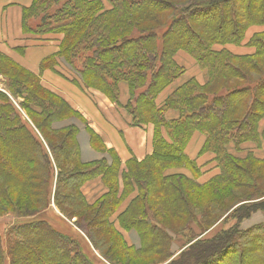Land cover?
<instances>
[{
    "label": "trees",
    "instance_id": "obj_1",
    "mask_svg": "<svg viewBox=\"0 0 264 264\" xmlns=\"http://www.w3.org/2000/svg\"><path fill=\"white\" fill-rule=\"evenodd\" d=\"M251 25H264V0L23 6L27 38H60L37 73L0 51V264H243L250 254L246 264H264V156L251 150L239 156L227 147L264 148V30L245 42L252 53L214 48L241 44ZM179 50L206 81L189 78L157 105L184 73L174 58ZM57 66L79 89L124 107L132 126L151 124L152 151L122 165L83 114L42 84L45 70L62 75ZM121 82L128 88L124 104ZM169 110L177 116L167 118ZM82 132L100 157L82 159ZM195 132L205 136L198 155L211 153L219 169L203 182L200 166L185 153ZM174 168L191 176L167 172ZM97 177L106 191L89 202L82 186Z\"/></svg>",
    "mask_w": 264,
    "mask_h": 264
},
{
    "label": "rangeland",
    "instance_id": "obj_2",
    "mask_svg": "<svg viewBox=\"0 0 264 264\" xmlns=\"http://www.w3.org/2000/svg\"><path fill=\"white\" fill-rule=\"evenodd\" d=\"M6 2H14V4H12L10 6L7 5V6H9L8 12H5V13L1 12L0 13V22L2 24H5V28L8 31H10L7 34L9 37L18 36L20 34L19 11H20L22 4L26 3L27 0H0V5L4 4ZM4 17H5V19H4ZM262 30H264V25H251L245 31V39L241 44H239V45L215 44L214 48L218 49L221 47H225L228 50H230L232 53H236V54L252 53V52H254V48L251 46H248L245 42L254 33L260 32ZM44 37H46V40L45 39H39V40L28 39V40L23 41L24 43L22 42L21 44H19L18 46L23 47V52H19L18 50H16L14 48V50H16L15 52L17 53V54H14V57L19 58V60H17L16 58L15 59L17 61H19L21 64H23L24 66H26L28 69L33 70V71H39L38 70L39 69V67H38L39 60L41 58H43L44 56H46L50 52V48L46 47L45 45L50 43V46H52V50H54L55 46H54V43H52L51 41L57 42V40L60 36L59 35H45ZM24 51H25L26 56H25V54L23 55ZM31 53H35L33 59H30L31 57H29V55ZM18 55H21V56H18ZM174 58L182 67H184V69H185L184 73L182 75H180L178 78H176L175 80H173L157 96V98H156L157 105H159L162 102V100L167 96V94H169L174 88H176L178 85L182 84L183 82H185L189 78H195L199 83H204L206 81L205 71L203 69H201L196 64L195 60L188 53H186L183 50H179L175 53ZM35 73H37V72H35ZM40 78H41V82H42V78H43L44 84H46L47 86L65 94L74 103L76 102L77 98L82 97V99H83V101L81 103L82 106L86 110L89 119L92 122H95L97 124V127L101 131V134L103 136H106L107 139L111 140L114 148L119 152L120 156L124 157L126 154V156L129 157L131 155L130 149H132V145L129 141L128 135H127L124 128L125 127L126 128H138V127H134V126H131L128 124L130 114L127 112V110L124 107L118 106V107H120L119 109L121 111L115 113L112 122L108 121V117H107L106 111H105L106 105L99 103V101L96 102V105H94L92 102H90L84 96V94L79 90V88L74 86L71 82H69L68 80L63 78L61 75H59L53 71L48 70V71L43 72L42 75H40ZM42 84H43V82H42ZM119 95H120L119 100H120L121 104L125 103L127 101V98H128V88H127V85L125 82H121L119 85ZM168 112L173 113V116L168 117L166 115L167 118H173V117L177 116V113L173 110H169ZM123 113H124V115H123ZM120 119H121V121L124 122L123 124L125 126L122 127V126L117 125ZM263 126H264V117L259 122V129H262ZM195 133H197L199 135H197ZM195 133L192 135V137L189 141L188 152H190L192 154V156H195L194 158L199 161V162H197V164L200 166L202 174L199 176L198 181L203 182V181L207 180L208 178H210L212 175L217 174L219 172V169H218V167H216V163L212 160V158H213L212 154L205 153L203 155H198V152H199V150L203 144V141L205 139V136L199 132H195ZM82 140H85V139L82 137ZM149 142H151V144H152V136H151V141L148 140V143ZM227 147H228V150L230 152H232L233 154L239 155V156L244 155L245 151H247V150H251L252 152H254L259 157L264 156V148H262V147L258 148L256 146V144L251 143V142L243 143L240 146L239 150H235L233 144H231V143L228 144ZM209 157H210V159H209ZM130 158L131 157L127 158L126 160H128ZM167 172L168 173L181 172V173H184V174L190 176V174H189L190 171L187 169H183V168H174V169L168 170ZM91 181L92 182H98L101 184V181L99 180V178L92 179ZM93 201H89V202H93ZM52 212L55 214H58V211L54 207H53ZM5 216H11V214H6L2 217H5ZM50 216L54 220L53 221L52 219H50V221H52L53 224H57V220L55 218H53L51 214H50ZM258 219H261V217L253 218L247 222L245 221L243 224L244 225L250 224L254 221H257ZM74 220H75V218L71 219V221H74ZM71 221H68V223L71 224ZM3 224H4V221L2 218H0V229L1 230L3 228ZM60 227H62L61 223L59 224V228ZM245 248H246L245 254L251 253L250 247L245 246ZM254 249H255V246H254ZM247 257H248V260L243 259V264H246L247 261L249 263L252 261V259L249 258V257H251V254H250V256H247Z\"/></svg>",
    "mask_w": 264,
    "mask_h": 264
},
{
    "label": "crops",
    "instance_id": "obj_3",
    "mask_svg": "<svg viewBox=\"0 0 264 264\" xmlns=\"http://www.w3.org/2000/svg\"><path fill=\"white\" fill-rule=\"evenodd\" d=\"M23 3V2H22ZM31 3V0H27L26 3H23L21 8L23 6H28L30 5ZM14 4V2H6L2 5H0V13L3 12H8V7L10 5ZM9 5V6H7ZM21 8H20V11H19V27H20V34L18 36H14V37H9L7 34L10 32L8 31L6 28H5V24H2L0 22V51L9 55L13 60H15L16 62L20 63L19 61V58L17 57H14V54H17L15 51L17 50V47L19 44H21L23 41L25 40H28V39H33V40H39V39H35L34 37H30L27 38L21 31ZM5 19V17H4ZM3 19V20H4ZM2 20V21H3ZM60 38V37H59ZM58 38V40H59ZM58 40L57 42H53L51 41L52 43H54V50H52V46H50V43L49 44H46L45 46L46 47H49L50 48V52L46 55H50L52 53H54L57 49H58ZM24 43V42H23ZM27 46V45H26ZM14 48L16 50H14ZM26 50V49H25ZM19 51V50H18ZM20 52V51H19ZM25 54V51L23 53V55ZM34 55L35 53H31L29 55V57H31L30 59H33L34 58ZM18 56H21V55H18ZM26 56V54H25ZM44 56V57H46ZM43 57V58H44ZM17 60H16V59ZM41 58L38 62V67H39V63L40 61L43 59ZM21 64V63H20ZM23 65V64H21ZM24 66V65H23ZM26 67V66H24ZM58 67V66H57ZM27 68V67H26ZM30 70V69H29ZM39 70V69H38ZM58 71H60L62 73V76L63 78H65L66 80H68L69 82H71L68 78H66L65 76L67 77H71V73L64 70L62 67H58L57 69ZM33 71V70H31ZM45 71H48V70H45ZM44 71V72H45ZM51 71V70H49ZM33 72H38V71H33ZM42 82L44 84V80L42 78ZM72 83V82H71ZM74 86H76L74 83H72ZM46 87L50 88L51 90L57 92L58 94H60L61 96H63L74 108H76L77 110H79L83 116L87 119L88 121V124L89 126L97 133L99 134L105 145L109 148H114L112 142L110 139H107L106 136H103L101 134V131L99 130V128L97 127V124L95 122H92L88 115H87V112L86 110L84 109V107L82 106V97H79L77 98L76 102L74 103L71 99H69L65 94L47 86L46 84H44ZM77 87V86H76ZM78 88V87H77ZM83 94L84 96L90 101L92 102L94 105H96V102L99 101V103H102L104 105H106V115L108 117V121H113V117L115 115L116 112H120L121 110L119 109L120 107H118L117 105H115L114 103H112L111 101H109L102 93L96 91V90H92V89H89V90H81L79 89ZM119 98H120V95H119ZM120 101V100H119ZM121 103V102H120ZM124 104V103H123ZM124 115V113H123ZM166 115L168 117H171L173 116V113L171 112H167ZM105 121V120H104ZM124 122L121 121V119L119 120L118 122V126H125L123 124ZM128 124L131 125V117L129 118L128 120ZM132 126V125H131ZM134 127H138V126H134ZM127 135H128V138H129V141L132 145V149L131 150V155L129 157H135L137 160H141L145 155H147V153L149 154L151 151H152V144L151 142L148 143V140L151 141V136H152V125L151 124H147V125H144V126H141V127H138V128H124ZM197 134V133H195ZM199 135V134H197ZM82 137L85 139V140H82ZM83 143V144H82ZM80 144H81V157L82 159L84 160H91V159H95V158H98L100 157V153L95 151L94 149H92L88 143V140H87V136L84 132L81 133V136H80ZM189 144V143H188ZM188 145L186 146L185 148V152L187 153V155L190 157V158H194L195 156H192V154L190 152H188ZM115 151L118 153L119 155V152L115 149ZM211 154V153H210ZM120 159H121V163L123 165L124 161L129 158L128 156H125L122 157L120 156ZM195 159V158H194ZM210 159V157H209ZM196 160V159H195ZM199 162L198 160H196V163ZM190 174V173H189ZM191 176V174H190ZM99 178V177H97ZM95 179V178H94ZM92 180V179H91ZM91 180H88L87 182L84 183V185L82 186V191L86 197L87 200L89 201H93L95 200L97 197H99L101 194H103L105 191H106V188L105 186L103 185V183L101 182L98 183V182H92ZM100 180V179H99ZM101 181V180H100ZM127 201L123 202L122 205L120 206L119 208V211L121 209L124 208V206L126 205ZM124 235L125 237H128V239L130 240V237L128 236V233L124 232Z\"/></svg>",
    "mask_w": 264,
    "mask_h": 264
}]
</instances>
